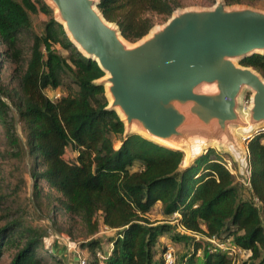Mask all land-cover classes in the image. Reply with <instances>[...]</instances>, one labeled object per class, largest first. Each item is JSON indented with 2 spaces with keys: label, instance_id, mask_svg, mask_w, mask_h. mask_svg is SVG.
<instances>
[{
  "label": "trees",
  "instance_id": "trees-1",
  "mask_svg": "<svg viewBox=\"0 0 264 264\" xmlns=\"http://www.w3.org/2000/svg\"><path fill=\"white\" fill-rule=\"evenodd\" d=\"M214 1L207 0L208 5ZM257 1L224 0L227 6ZM185 7L183 0H98L97 5L131 44L156 21L163 24ZM37 13L48 19L41 34L32 29L30 15ZM22 37L31 40L27 59ZM0 43L4 59L19 72L14 95L4 92L0 77V126L7 143L18 148L2 98L7 97L23 127L34 195L43 196L42 182L52 211L79 218L89 237L78 243L89 255L85 264H162L166 245L181 241L186 249L175 264H232L205 237L242 248L247 253L243 264H264V131L245 140L249 183L244 196L214 149L184 164L180 150L138 134L125 135L120 117L107 108L104 86L97 83L104 73L70 42L44 0H0ZM239 65L264 79V53ZM58 88L64 94L53 100L45 94ZM67 149L73 153L70 158L65 157ZM2 204L0 197V208ZM157 205L162 220L152 217ZM175 212L179 217L172 225ZM177 225L190 235L179 233ZM101 230L108 235L95 238ZM164 235L169 241L161 240ZM102 243L112 244L111 249L102 253ZM6 244L15 249L9 264H47L46 258L49 264L61 262L54 253L45 255L42 235L25 228L10 210L0 217V254Z\"/></svg>",
  "mask_w": 264,
  "mask_h": 264
},
{
  "label": "water",
  "instance_id": "water-1",
  "mask_svg": "<svg viewBox=\"0 0 264 264\" xmlns=\"http://www.w3.org/2000/svg\"><path fill=\"white\" fill-rule=\"evenodd\" d=\"M44 2L70 42L104 73L97 83L125 135L186 150V162L211 146L240 166L246 162L238 132L264 127V79L239 61L264 53V12L224 0L178 9L131 44L104 19L98 0ZM245 91L251 95L243 113Z\"/></svg>",
  "mask_w": 264,
  "mask_h": 264
},
{
  "label": "rangeland",
  "instance_id": "rangeland-1",
  "mask_svg": "<svg viewBox=\"0 0 264 264\" xmlns=\"http://www.w3.org/2000/svg\"><path fill=\"white\" fill-rule=\"evenodd\" d=\"M186 7L185 8H209L212 6L208 5L207 0H183ZM216 1V0H215ZM214 1V3H215ZM239 7H250L252 9L264 12V0H259L251 6L247 5H234ZM30 18L32 20V29L36 34H41L44 31L45 24L47 22V17L42 13L31 14ZM162 25L159 21H156L154 27ZM22 46L24 49L25 59L28 57L29 47L31 45V40L29 37H22ZM5 47L0 43V77L3 84V90L6 94L14 95L18 90V79L19 72L14 65L6 61L2 55ZM62 56H66V53L56 48ZM20 71V70H19ZM45 94L50 99H55L60 95L64 94L63 89L58 88L54 91L47 90ZM250 92L245 91L240 98V110L245 113L247 107L249 106ZM3 101L7 104V116L8 120L15 131L17 136L18 148L11 147L4 136V130L0 126V197L3 204L0 208V217L3 212L12 211L17 217L23 222L25 228H30L34 230L37 234L42 235V250L47 251L45 254L47 257L49 254H56L61 260L58 264H78L79 255L88 259L89 255L87 250L82 249L78 246L81 241H87L89 238L86 235V230L79 218L64 212H54L51 210L48 204V199L45 196L48 193V189L43 187V183L40 182L42 186L41 194L39 199H36L33 190V182L29 175L30 159L27 156L24 132L21 122L17 113L7 97H2ZM264 129V127L258 128ZM241 140V144L245 147V140L243 139V134L238 132ZM119 142L114 140V147H118ZM210 149H214L218 152L222 159L227 160L230 155L225 151L218 150L215 146H211ZM184 153V161L186 164V158L188 152L186 150ZM73 153L69 149L66 150L65 157L70 158ZM232 171H234V177L237 184L241 186V191L245 196L247 193L244 190V183L241 179H244L246 174V168L238 166V163L232 160ZM239 170V171H238ZM155 212V211H154ZM156 213V212H155ZM152 217L155 219V214L152 213ZM108 235L107 231L101 230L94 237L102 239ZM164 242L169 241V236L164 235ZM205 243V242H204ZM176 249V261L178 257L184 252L185 242H175L172 243ZM110 246L106 243H102L101 251L107 252ZM45 248V249H44ZM41 250V251H42ZM100 251V252H101ZM15 249L10 245L6 244L2 247L0 254V264H9L12 254ZM245 255L238 258V263L243 264L245 261ZM47 264L51 262L50 258H46Z\"/></svg>",
  "mask_w": 264,
  "mask_h": 264
},
{
  "label": "built area",
  "instance_id": "built-area-1",
  "mask_svg": "<svg viewBox=\"0 0 264 264\" xmlns=\"http://www.w3.org/2000/svg\"><path fill=\"white\" fill-rule=\"evenodd\" d=\"M260 130L264 131V129H260ZM248 137H245L243 139L246 140ZM222 161H223L222 162L223 166L233 175L234 171H232V164L230 161V157L227 160L222 159ZM248 175H249V172L246 171L244 179H241V181L244 183L245 186H247L249 183ZM177 217H179V214L177 212H175L172 216L173 220L170 222V224H172V225L175 224V219ZM177 231L181 234L190 235V233H188L186 230H184V228L181 227L180 225H177ZM196 237L198 238V236H196ZM204 241L209 243L213 247V249H218V250L224 252L226 254V256L231 260L232 264H239L238 263L239 257H243L245 255L246 256L245 260L247 258V253H245L242 250V248H240L239 246L234 245V244H229L228 240L225 243H218L214 237H205ZM109 246L111 249L112 244H110ZM208 248H210V247H208ZM196 255H197V257H200L201 249L196 250ZM97 256L99 259L103 258V255L100 253H98ZM78 257H79L78 264H85V258L82 257L81 255H79ZM161 260H162V264H175V262H176V249H175L174 245H172V244L166 245V247L163 249V251L161 253Z\"/></svg>",
  "mask_w": 264,
  "mask_h": 264
},
{
  "label": "crops",
  "instance_id": "crops-1",
  "mask_svg": "<svg viewBox=\"0 0 264 264\" xmlns=\"http://www.w3.org/2000/svg\"><path fill=\"white\" fill-rule=\"evenodd\" d=\"M258 129H256V130H254V131H252L251 133H249V134H247V135H243L242 137L243 138H245V137H250L251 135H252V133H254L255 131H257ZM244 148H246V146L244 147ZM231 157V156H230ZM232 158V157H231ZM232 160L235 162V160L232 158ZM243 165V168H246V162L245 163H243L242 164ZM238 166L240 167V165L238 164ZM239 171V170H238ZM158 210H159V205H157L156 206V208H155V212H153V214H155L156 216H158V217H156L155 219L156 220H162L163 218H162V216L161 215H159V213H158ZM162 239H164V238H162ZM161 239V240H162Z\"/></svg>",
  "mask_w": 264,
  "mask_h": 264
}]
</instances>
